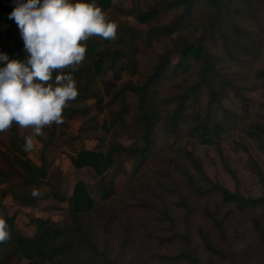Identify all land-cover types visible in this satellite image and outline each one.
Masks as SVG:
<instances>
[{
    "label": "rangeland",
    "instance_id": "rangeland-1",
    "mask_svg": "<svg viewBox=\"0 0 264 264\" xmlns=\"http://www.w3.org/2000/svg\"><path fill=\"white\" fill-rule=\"evenodd\" d=\"M165 0H111V6L105 13L118 24L117 35L110 43L127 44L135 31L134 47L129 60L120 59L114 69L102 75L89 78L90 86L102 97L103 112L100 114L94 130H80L85 119L75 116L66 119L69 128L58 125L52 142H48L49 133L44 128L45 135L34 137L35 148L31 152L24 151L25 137L31 134V128L24 129L14 124L15 131L23 138L24 143L16 138V133L9 129L0 133V169L10 173L6 182L0 183L1 189L16 190L24 193L37 189L40 192L35 204H24L21 199L11 194L0 197L4 208L0 207V217L6 214L15 215L16 229L24 235L31 236L33 217H44L63 220L72 209L70 197L76 182L84 180L89 183L98 206L90 213L84 214L100 244L104 243L103 235L107 230L106 241L112 256L130 264H187L183 260H166L160 255L174 254L186 249V242L175 238L173 242L161 244L155 235H169L172 226L167 219L162 218L160 209L166 204L174 217V228L179 232H187L190 247L195 248L201 258L200 264H253L264 261V244L259 240L251 223V210L240 212L231 205L222 203L218 194L199 195L186 184V176L179 172L171 162L173 155L180 162L176 148L187 147L198 155L209 177L231 191H239L246 197L264 195V185L260 182L256 170L260 165L264 173V152L257 141L248 132L258 123H264V79L259 76V70H264V0H231L235 6V15L223 25L227 28V36L222 32L214 34L208 25V17L214 6L210 0H194L190 15L172 33L154 32L149 34V26H159L172 22L181 8L161 6ZM151 5H157L159 14L150 24L140 23L137 15L147 10ZM243 26L247 33L241 38L242 48L234 46L236 40L234 24ZM225 37V38H224ZM100 42L98 49L104 44V39L94 37ZM88 42V41H87ZM203 42L208 48L217 66L233 80L231 88L221 101L209 102L206 94L200 95V103L191 111L208 110L215 122L223 125L221 136L217 143H202L187 135L184 125L176 132H166L161 124L154 128L155 143L148 160L135 171V155L128 150L114 154L117 159L115 166L120 165L115 178L117 194L107 200L99 196L101 177L90 168H75L71 155L83 149L109 152L110 144L122 143L127 147H135L140 143V134L135 123L137 111V96L132 91L135 83L142 82L152 66L160 60L166 49H180L185 45ZM182 59L177 54L172 55V62ZM91 61V58L87 59ZM133 61V63H132ZM203 59H188V65L179 68L178 75L166 80L159 92H153L151 101L159 107V99L171 97L180 83H191L199 75ZM118 73V78L116 75ZM173 75V74H172ZM116 93L117 97H114ZM94 103V98L88 100ZM87 101V103H88ZM118 114L119 121L105 131L101 124L110 114ZM111 118V117H110ZM255 125V126H253ZM52 126V125H51ZM49 126V127H51ZM222 153L219 152V147ZM181 155V154H180ZM42 159L48 163L47 180L50 184L34 186L22 178L25 172L23 160H31L41 164ZM156 168L159 170H156ZM160 169L171 173L167 177ZM114 170L111 168L108 177ZM158 181L166 184L176 183L189 198L195 211L191 222L185 221L184 211L178 207L173 193L162 190ZM161 191L157 197L147 189L148 185ZM52 190L62 193L66 200H59L49 195ZM12 196V201L5 202ZM141 196L152 204L150 209L139 208L135 197ZM69 198V200H68ZM166 203V204H165ZM209 207L219 210L222 215L231 210L226 223L231 245L226 246L218 238L217 230L205 216L203 209ZM130 225L131 234L126 243L124 227ZM199 227L209 231L214 241L226 251V258L210 255L203 246L198 233ZM2 255L4 253H1ZM6 264H29L18 255L9 256ZM69 261V254L66 256Z\"/></svg>",
    "mask_w": 264,
    "mask_h": 264
},
{
    "label": "trees",
    "instance_id": "trees-1",
    "mask_svg": "<svg viewBox=\"0 0 264 264\" xmlns=\"http://www.w3.org/2000/svg\"><path fill=\"white\" fill-rule=\"evenodd\" d=\"M86 2L92 3L93 0H86ZM193 2L194 0H165L161 2V6L168 8L183 7V10L170 23L149 26L147 33L153 34L159 31L172 33L175 28L179 27L188 18ZM210 2L214 6L213 12L207 19L209 28L214 33L211 37L217 32H222L227 36V28H224L223 25L229 22L231 15H235V6L232 7L230 5L231 0H210ZM95 3L104 12L111 6V0H95ZM15 7V0H0V52L6 53L9 59L24 60L26 58L24 41L15 21L8 18ZM158 14V6L151 5L147 10L139 12L137 19L140 23L150 24ZM233 26L236 28L234 32L236 40L233 45L242 48L243 42L241 38L247 33V30L238 24H234ZM135 31L132 33L127 44L122 42L120 44L110 43L111 40L104 39L105 45L101 49H98L100 42L94 41L93 38L88 40L85 61L78 71L71 73L77 81L79 94L63 110L64 123L61 124L63 127L69 128L66 119L81 116L85 119V122L80 130L95 129L99 116L104 109L102 97L91 88L89 78L93 75H102L108 70L114 69L117 62L123 58L129 60L127 67H130ZM173 54H177L182 60L178 63H173ZM89 58H91V61H87ZM189 58L195 60L203 59L199 75L191 83L185 85L179 83L176 90L171 94V97L160 98V108L156 107L154 102L151 101L153 92H159L160 87L165 85L166 80L171 79L176 74L178 75L179 68L187 66ZM3 66V63H0V67ZM65 71L70 72L71 70L66 69ZM258 74L264 79V70H259ZM118 76L117 73L116 78ZM233 84L232 78L224 74L221 67L217 66L212 55L208 54V48L205 43L189 44L180 49H166L161 55L160 60L152 66L145 79L142 82L135 83L132 87V91L137 96V111L134 120L140 134V143L135 147H127L122 143H111L109 152L107 153L83 149L75 155H71V161L75 168H90L101 177L99 196L102 200H107L117 194L115 178L119 170L121 171L120 165L115 166L117 159L114 157V154H121L124 150L131 151L135 155L134 169L135 171H139L140 167L148 160L152 153V146L155 143L153 133L157 124H161L168 133L176 132L184 125L186 126L185 130L188 136L196 138L202 143H216L218 145L217 140L221 136L223 125L213 121L208 110L199 109V111L194 113L191 110L196 105H199L200 95L203 94L209 97V102L221 101L228 94L229 90L233 88ZM114 97H117L116 93ZM92 98L95 100L94 103H89L88 100ZM110 115L108 118H104L101 124L102 128L107 132L119 121L118 114L112 113ZM57 126L53 124L51 127L45 128L49 133L48 142H52ZM10 129L16 133V138L24 143L23 138L15 131L14 125ZM248 134L257 141L264 152V123H258ZM218 147L219 152L223 155L222 148ZM176 150H178L177 152L182 162L173 155H169L168 160L173 167L186 176L187 186L199 195L218 194L222 203L231 205L240 212L253 211L254 213L251 215L252 227L257 233L259 240L264 244V195L246 197L239 191H231L209 177L201 158L193 151L187 149V147H179ZM21 163L25 169V172L21 173L25 182L34 186L50 184V181L46 179L48 176V163L45 159H42L41 164H35L31 160H23ZM111 168H113L114 172L108 177V172ZM156 170H159V168H156ZM160 171L167 174V177L172 178L169 171L164 169H160ZM256 174L264 185V173L260 165L257 167ZM9 176V172L0 169V183L6 182ZM158 182L162 190L173 193L176 196L177 200L175 204L184 211L185 221L189 224L195 208L188 196L178 188L176 183L168 185L162 181ZM147 189L157 197H160L162 194L160 190L150 184L147 186ZM0 191L3 197L11 194L21 199L24 204H35L39 199V197L34 198L30 190L24 193L10 189H1ZM49 195L55 196L59 200L67 199L62 193H57L54 190ZM135 200H137L136 204L139 208L150 209L152 207V204L141 196L135 197ZM70 203L72 206L70 214L63 220L33 217L30 221L32 225L31 236L24 235L16 229L15 215L6 214L3 218L7 222L10 239L4 243H0V264H6L7 258L13 255L22 257L29 264H67L65 260L68 254V264H130L122 262L110 254L108 242L106 241V229L103 235L104 243L100 244L91 225L84 220L83 215L90 213L98 206L88 182L84 180L76 182L73 194L70 197ZM0 207L4 208L1 197ZM160 211L162 218L167 219L172 228L169 231L170 234L167 236L155 235L159 242L161 244L170 243L175 238H181L187 244L186 249H182L174 254L160 256L166 260H183L187 264H200V256L195 248L189 245L190 238L188 233L179 232L174 228L175 219L171 215L168 205L163 206ZM203 212L217 230L220 241L227 247L230 246L231 239L228 235L226 223L231 210L227 209L222 215H219L218 209L215 211L209 207H205ZM124 230L125 238L123 242L126 243L131 234L130 225L126 224ZM198 233L204 249L210 255H219L223 258L228 256L226 255V251L214 241L209 231L199 227ZM1 253L4 254L2 255ZM253 264H264V261H256Z\"/></svg>",
    "mask_w": 264,
    "mask_h": 264
},
{
    "label": "clouds",
    "instance_id": "clouds-1",
    "mask_svg": "<svg viewBox=\"0 0 264 264\" xmlns=\"http://www.w3.org/2000/svg\"><path fill=\"white\" fill-rule=\"evenodd\" d=\"M9 14L24 41V60L0 52V133L13 125L31 128L24 151L35 148L34 137L44 128L64 123L63 110L78 96L71 74L86 59L87 41L116 38L118 24L86 0H15ZM70 69V72H66ZM33 189L32 196L38 197ZM10 239L7 222L0 217V243Z\"/></svg>",
    "mask_w": 264,
    "mask_h": 264
},
{
    "label": "crops",
    "instance_id": "crops-1",
    "mask_svg": "<svg viewBox=\"0 0 264 264\" xmlns=\"http://www.w3.org/2000/svg\"><path fill=\"white\" fill-rule=\"evenodd\" d=\"M11 196V195H10ZM12 196L11 197H7L6 201L5 202H9L10 200L12 201Z\"/></svg>",
    "mask_w": 264,
    "mask_h": 264
}]
</instances>
